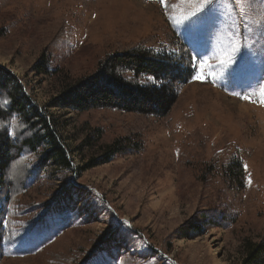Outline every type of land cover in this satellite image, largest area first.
I'll use <instances>...</instances> for the list:
<instances>
[{
	"label": "rangeland",
	"instance_id": "1",
	"mask_svg": "<svg viewBox=\"0 0 264 264\" xmlns=\"http://www.w3.org/2000/svg\"><path fill=\"white\" fill-rule=\"evenodd\" d=\"M166 3L0 0V65L44 106L111 53L179 50L178 37L193 55L169 19L189 5ZM217 8L205 54L219 65L247 45L256 65L248 86L226 88L221 69H209L218 82L193 77L164 118L52 101L76 169L52 167L44 148L32 156L22 191L9 198L0 264H242L247 244L264 239V0ZM43 50L59 72L33 71ZM113 143L119 150L107 161ZM122 221L130 227H117Z\"/></svg>",
	"mask_w": 264,
	"mask_h": 264
},
{
	"label": "trees",
	"instance_id": "2",
	"mask_svg": "<svg viewBox=\"0 0 264 264\" xmlns=\"http://www.w3.org/2000/svg\"><path fill=\"white\" fill-rule=\"evenodd\" d=\"M176 40L179 50L168 45L159 49L137 46L107 55L94 73L69 84L53 103L77 112L110 109L168 116L195 75L188 47L180 38ZM50 61V54L43 50L33 71L49 76L59 72ZM50 103L40 106L22 79L0 65V246L7 235L4 217L13 201L9 198L22 191L32 156L44 148L52 167L76 169L72 156L76 149L68 143L60 118L51 113ZM108 148L107 161L119 150L116 143ZM246 248L242 264H264V239Z\"/></svg>",
	"mask_w": 264,
	"mask_h": 264
},
{
	"label": "snow or ice",
	"instance_id": "3",
	"mask_svg": "<svg viewBox=\"0 0 264 264\" xmlns=\"http://www.w3.org/2000/svg\"><path fill=\"white\" fill-rule=\"evenodd\" d=\"M183 2L189 5L188 9L179 17L170 16L169 19L174 26L182 28L184 38L187 40L189 46L192 47L193 55L190 67L196 73L194 78L201 82H206L209 78H212V82L217 83L216 72L209 71V69L219 67L221 69L219 76L224 80L226 88L248 86V82L256 75V65L253 58L254 54L248 50L247 45H244L245 51L239 58H237V54L241 51V45H234L230 55L219 58V65L210 64L205 54L209 42L204 38V29L212 24L218 15L217 5L219 4V0H183ZM161 3L165 5V9L167 10L168 5L166 0H161ZM261 71L264 72V67L261 68ZM233 94L238 93L233 92ZM259 95V102L264 103V85L260 86ZM242 98L251 100V97L248 95H243ZM249 183H251V180H249ZM117 227L123 230L125 227H130V225L128 221H122L117 222Z\"/></svg>",
	"mask_w": 264,
	"mask_h": 264
}]
</instances>
